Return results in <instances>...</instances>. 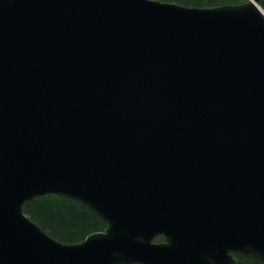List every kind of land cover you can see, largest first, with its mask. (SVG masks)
Listing matches in <instances>:
<instances>
[{
    "label": "water",
    "instance_id": "1",
    "mask_svg": "<svg viewBox=\"0 0 264 264\" xmlns=\"http://www.w3.org/2000/svg\"><path fill=\"white\" fill-rule=\"evenodd\" d=\"M45 195L106 228L52 239L22 211ZM232 253L264 264L259 0H0V264Z\"/></svg>",
    "mask_w": 264,
    "mask_h": 264
},
{
    "label": "trees",
    "instance_id": "2",
    "mask_svg": "<svg viewBox=\"0 0 264 264\" xmlns=\"http://www.w3.org/2000/svg\"><path fill=\"white\" fill-rule=\"evenodd\" d=\"M155 1L199 8L238 5L246 2V0ZM259 8L264 13V0H259ZM22 211L44 233L63 244L80 243L88 235L102 232L106 228V223L85 205L62 196L45 195L33 198L23 204ZM154 242H163V238L157 237ZM232 257L237 264H258L238 253H232Z\"/></svg>",
    "mask_w": 264,
    "mask_h": 264
}]
</instances>
